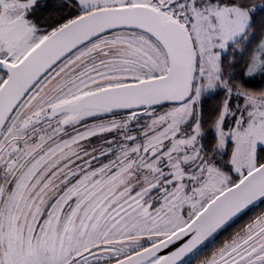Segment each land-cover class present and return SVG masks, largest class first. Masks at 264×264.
Listing matches in <instances>:
<instances>
[{"label": "snow or ice", "instance_id": "snow-or-ice-1", "mask_svg": "<svg viewBox=\"0 0 264 264\" xmlns=\"http://www.w3.org/2000/svg\"><path fill=\"white\" fill-rule=\"evenodd\" d=\"M0 264H264V0H0Z\"/></svg>", "mask_w": 264, "mask_h": 264}]
</instances>
